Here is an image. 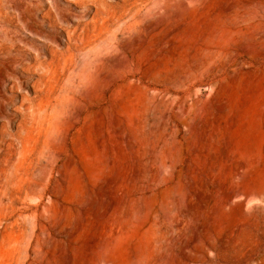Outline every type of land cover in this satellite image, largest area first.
Instances as JSON below:
<instances>
[{
  "label": "rangeland",
  "instance_id": "rangeland-1",
  "mask_svg": "<svg viewBox=\"0 0 264 264\" xmlns=\"http://www.w3.org/2000/svg\"><path fill=\"white\" fill-rule=\"evenodd\" d=\"M4 162L0 264H264V0H0Z\"/></svg>",
  "mask_w": 264,
  "mask_h": 264
},
{
  "label": "bare ground",
  "instance_id": "bare-ground-1",
  "mask_svg": "<svg viewBox=\"0 0 264 264\" xmlns=\"http://www.w3.org/2000/svg\"><path fill=\"white\" fill-rule=\"evenodd\" d=\"M43 103H45V101ZM42 109L44 111L45 107H43ZM56 109H58V107ZM52 110L55 111L54 109H52ZM56 112H57V110H56ZM55 114H53V115H55ZM53 115L46 114L43 118H38L37 120H35L36 121V127L41 131L39 136H43V138H44L42 142L44 143L45 148L50 147V145L52 144V140L55 139V138H53L51 140V137L55 133V124L57 121V118L54 117ZM32 130L34 131L33 127H32ZM41 150H43V149H41ZM46 151H48V150H46ZM21 181H22V176L19 172H17L16 166L11 165L9 162L0 163V219L2 217L4 218V216H6V217L8 216L9 219L12 217V215L10 216L9 214H11L13 211V205H12V203H10L9 205L5 204L4 198L5 199L9 198L11 201L13 195H18L19 192L14 191V190L16 188L19 189ZM14 225H15V223H14ZM19 233H20V231H19ZM19 240L20 239L17 237V239L14 243L15 249L17 251V255H20V253L23 252L22 254L24 255L23 257H24L25 264H31L30 263L31 243H30V241H28L26 243V245L22 248L23 249V251H22V249L20 248V241Z\"/></svg>",
  "mask_w": 264,
  "mask_h": 264
}]
</instances>
